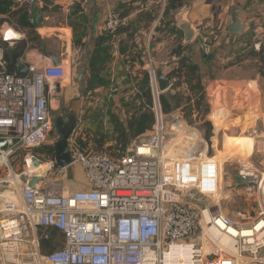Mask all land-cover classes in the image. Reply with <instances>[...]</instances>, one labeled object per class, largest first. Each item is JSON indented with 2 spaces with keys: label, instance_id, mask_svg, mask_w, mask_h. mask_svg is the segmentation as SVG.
<instances>
[{
  "label": "built area",
  "instance_id": "2783aa9c",
  "mask_svg": "<svg viewBox=\"0 0 264 264\" xmlns=\"http://www.w3.org/2000/svg\"><path fill=\"white\" fill-rule=\"evenodd\" d=\"M89 1L67 0L64 9ZM21 3L32 12L37 0ZM122 23L120 12L112 9L106 30L118 38ZM4 29L0 27V171L11 177L17 174L12 162L18 154L46 144L53 130L55 82L64 81L67 70L51 62L42 68L29 65L24 77L9 72L1 41L13 46L17 38L9 39ZM262 45L264 34L255 48ZM156 73L152 65L148 76L154 125L131 147L110 153L71 144L73 164L84 174L79 187L63 188L67 167L59 166V178L48 181L34 172L33 157L42 164L40 158H26V170L17 174L15 184L20 204L6 203L0 210V264H264V141L239 166L236 173L243 182L233 177L236 186L256 195L258 215L236 222L220 201L222 163L169 155ZM170 79L171 89L177 78ZM52 169L53 164L47 172ZM34 175L41 179L31 187ZM5 183L11 181L4 180L2 187ZM54 230L63 234L62 246L43 253L41 236L50 239Z\"/></svg>",
  "mask_w": 264,
  "mask_h": 264
},
{
  "label": "crops",
  "instance_id": "0c3cea01",
  "mask_svg": "<svg viewBox=\"0 0 264 264\" xmlns=\"http://www.w3.org/2000/svg\"><path fill=\"white\" fill-rule=\"evenodd\" d=\"M168 4L169 0H90L86 5H77L67 11L64 9L67 0H37L44 20L34 31L44 44L31 45L21 58L28 65L42 68L51 63L43 54L49 51L57 55L65 67L69 62V82L55 83H60L57 95L63 96L64 103L73 107L78 117L71 144L76 142V138L84 140L87 149L114 153L118 148H124L118 141L119 134L127 130L135 107H140V100L135 96L142 95L139 88L145 74L153 65L168 76L178 64V57L171 54L169 43L178 37H183L184 43V33L176 23V16L180 12L175 8L167 10ZM190 4L186 17L196 28V34L203 32L221 46L209 60L206 59V67L191 58L200 65L205 91L214 89L219 80L214 75L220 73L221 68L224 79L250 61L260 65V70L264 72V45L260 49L255 48L259 37L264 34V0H194ZM235 5L241 21L249 23L242 34L226 31L232 21L231 11ZM112 9L122 14L123 23L118 38L106 30L107 17ZM26 38L27 34L23 33L19 39ZM51 43L54 47L50 46ZM166 52L169 60L162 58ZM235 55L240 56L239 62L232 65L226 63ZM205 68H210L208 76L204 75ZM260 70L240 75L239 79L249 81L247 87L252 84L264 99V74ZM234 77L235 80L238 78ZM181 90L189 93L185 84L166 92L174 94ZM246 105L244 102L243 106ZM215 107L212 116L217 131L227 120L224 108L219 105ZM250 109L252 111L249 110V113L252 116L256 114V120L264 125L262 106ZM247 115L243 114V124L251 127L255 119ZM137 137L131 139L124 149L131 147ZM224 141L233 148L236 147L234 143L238 142L242 149H251V152L257 146L256 139L250 135H227ZM15 178L12 180L16 181Z\"/></svg>",
  "mask_w": 264,
  "mask_h": 264
},
{
  "label": "rangeland",
  "instance_id": "374dc122",
  "mask_svg": "<svg viewBox=\"0 0 264 264\" xmlns=\"http://www.w3.org/2000/svg\"><path fill=\"white\" fill-rule=\"evenodd\" d=\"M191 1L194 0H184V6L180 9H177L178 13L187 5H189L190 7ZM19 7H21V5L16 6V8H14L7 15L0 14V21L5 18L7 19V21L1 26L11 27L21 34L26 33L28 37H34L36 35L35 31L30 27H24L23 25H21L20 17L18 15H15L16 11L20 9ZM172 17L174 16L172 15ZM182 40L183 37H178L173 42H170L169 49L172 51L179 45V43L182 42ZM35 42L38 44H44L39 41ZM215 42L216 41L213 37L210 38L208 37V35L201 32V34H196V36L190 42H185L184 40V43H182L186 45L188 44V49L185 51V55L189 59L194 58L198 60L199 62H201L202 66L206 67V56L212 55L213 52L215 54V52L219 51V48H221V46L216 45ZM52 43L50 44V46L54 47ZM47 45H49V43ZM12 47L13 46H10V48ZM239 57V55H235L231 61L226 63L232 65L233 62H239ZM162 58L164 60H169L170 58L168 52L163 53ZM68 65L69 62L66 63L67 76L64 79L65 81H62L66 83L69 82L70 76ZM259 67L260 65L257 66L255 62L250 61L242 67L234 70L235 72H232L229 77H226V79H224V71L221 68L220 73L218 72L214 75V78L219 79L215 83L214 89H212L210 92L208 90L205 91V100L203 105L201 106V109L199 111L194 110L190 118L185 117V111L183 109H174L171 112H165L168 140L167 149L169 151V155L178 157L198 156L215 158L219 160L222 163L223 167V181L220 193V201L223 206V210L234 221L242 223L252 221L258 215L259 206L254 192L248 191L244 186H236L234 184L236 182L233 177L241 163L248 160L247 157L248 155H251L252 152L251 149H242L241 145H237L238 142L234 143L236 147L233 148L232 145L226 144L229 142H225L224 139L227 135H250L256 139V150L258 151L261 148L262 142L264 141V125L260 120H256V114L252 116L249 113V110H251L250 108L253 109L254 107L257 108L260 106H262V109H264V99L261 97L257 89L253 88L252 84L251 87H247L249 85V81H241V79H239L240 75L243 76V74L245 73L250 74L252 73V71L254 72L256 70H260ZM205 69L206 72L204 75L208 76L210 68ZM234 76L238 78H236L235 80ZM164 93L167 92L165 91ZM244 102L245 104H247L246 106H243ZM211 104L213 107H211ZM52 105V117L56 114H60L62 116L69 113H75V109L73 107H71L69 104L64 103L62 95H55L53 97ZM215 105H219V107L224 108L223 111L225 112V118L227 121L225 120L226 123L221 122L222 124H225L217 131L216 128H214L213 146L211 149H209L208 142L205 139L207 129L206 122L210 119H212L213 122L215 121L214 117L212 116V110L216 108ZM247 113L248 115L246 117L249 116L251 119H255L251 127L243 124V114ZM54 127L55 126L53 124V130L48 136L46 144L30 150L25 149L16 156V160L12 162L15 173L21 174L25 172L26 167L24 165L26 162V158L31 154L38 156L43 162L41 165V170L44 171L46 180L55 181L59 178L58 173H56V170L58 168V166L56 165V160L52 159L49 155L46 154L48 147L55 146L59 138L54 131ZM73 138L74 136H72L71 140H73ZM75 141L78 142V144L82 148L87 147L84 140H76L75 138ZM255 154V157L259 156L258 152ZM52 164V171L47 172ZM8 172L9 171L6 170L0 171V210L3 209L4 206H9L10 204L14 203V201L18 205L20 204L19 187V190H17L16 186L12 183H5V187H2V183H4V180L11 179V177L7 176ZM83 181L84 174L82 172V168L78 163H75L67 167L66 174L62 178L61 182L64 189H73L75 187H79ZM2 192H6V194H8L6 196H2Z\"/></svg>",
  "mask_w": 264,
  "mask_h": 264
},
{
  "label": "trees",
  "instance_id": "16d2710c",
  "mask_svg": "<svg viewBox=\"0 0 264 264\" xmlns=\"http://www.w3.org/2000/svg\"><path fill=\"white\" fill-rule=\"evenodd\" d=\"M19 5H21V7H19L20 9H18V11H16L15 15H18L20 17V24L24 27H30L35 30V27L30 22V12L25 8V6L22 5L21 1L0 0V14L7 15L14 8H16V6ZM183 6L184 0H169L167 10L169 8L180 9ZM6 21V18L0 21V26ZM118 32L120 33V29ZM35 41L41 42L39 35H35L34 37H28L26 39H17L16 43L12 48H10L8 43L1 41V44L5 47L6 56L9 60V72L14 73L16 70L15 65H13L11 62V53L16 52L17 54L22 56L31 45H40ZM187 49L188 44L186 45L181 42L176 48L171 51L172 55L178 57V64L169 72L168 76L169 78H177V82L173 84V89H177L183 84H185L187 85L189 93L185 94L182 91H177L174 94L162 93L160 95V99L164 112H171L174 109H183L185 111V117L190 118V116L193 114V111H199L204 103L205 87L202 83L200 65L194 62L191 58L189 59L185 55V51ZM260 72L262 75L264 74L262 69L260 70ZM139 89L141 90L142 95L137 94L135 98L140 100V107H135L136 110L129 119L127 130H123L119 134L118 141L124 148H126L128 142L131 139L136 138L137 136L142 135L148 130H150L155 122L154 112L150 108L153 103V97L149 86L148 72L145 74L143 82L141 83ZM130 104L131 103H127V105ZM46 154L49 155L52 159H55V146L48 147ZM56 165L59 167L58 164ZM63 238V234L57 230H54L52 232V236L50 239H45L43 236H41L42 252L48 253L58 249L62 246Z\"/></svg>",
  "mask_w": 264,
  "mask_h": 264
},
{
  "label": "water",
  "instance_id": "95a60500",
  "mask_svg": "<svg viewBox=\"0 0 264 264\" xmlns=\"http://www.w3.org/2000/svg\"><path fill=\"white\" fill-rule=\"evenodd\" d=\"M190 11L189 5H187L184 9L180 11V13L176 16L177 26L184 33L185 42H190L196 36V28L193 26L192 22L186 17L187 13ZM232 21L226 27V31L234 34H242L244 29L248 27V22L241 21V17L239 15V11L237 6L235 5L231 11ZM44 20V15L41 12L39 6L34 4L33 10L30 15V22L34 27H38ZM20 38V37H18ZM17 38V39H18ZM43 54L51 60L53 64H61V59L52 52L44 51ZM211 56V55H210ZM210 56H206V59H210ZM11 62L15 65L16 70L15 74L17 76L24 77L29 73V65L22 60L21 56L16 52L11 53ZM157 81L159 83L160 90L164 93L169 90L171 87V79L162 71L157 70ZM58 88L60 87V83H57ZM78 126V117L76 113H71L69 116L64 119L63 116H59L55 120V131L58 135V141L55 145V160L56 163L60 167H68L74 163L75 159L73 156L72 148H71V138ZM206 136L205 139L208 142L209 149L213 146V138H214V122L212 119L206 122ZM133 151L130 150L129 154H132ZM34 165L39 166L40 161L33 157ZM235 178L239 183L243 182V178L237 173L234 174ZM41 179L40 176L34 175L32 176L29 185L31 187H35L37 181Z\"/></svg>",
  "mask_w": 264,
  "mask_h": 264
},
{
  "label": "bare ground",
  "instance_id": "6f19581e",
  "mask_svg": "<svg viewBox=\"0 0 264 264\" xmlns=\"http://www.w3.org/2000/svg\"><path fill=\"white\" fill-rule=\"evenodd\" d=\"M4 33L6 34V36L9 38V39H14V38H18V37H20V35H19V33H17L13 28H11V27H5V29H4ZM256 150V146H254L253 147V151H252V153H251V155L249 156V158L253 155V153H254V151ZM249 158H248V160H249ZM247 160V161H248ZM247 161H245V162H247ZM41 165L42 164H40L39 166H36L34 169H35V171H36V173H38L39 175H43L44 174V171L43 170H41ZM14 176L15 177H19L17 174H13L12 176H11V179H10V181H11V183H13L14 185L17 183L16 181H13L12 179L14 178ZM17 178H15L16 180H17ZM16 188H17V190H19V188H18V186H16Z\"/></svg>",
  "mask_w": 264,
  "mask_h": 264
},
{
  "label": "flooded vegetation",
  "instance_id": "af4514ba",
  "mask_svg": "<svg viewBox=\"0 0 264 264\" xmlns=\"http://www.w3.org/2000/svg\"><path fill=\"white\" fill-rule=\"evenodd\" d=\"M71 113H69V114H66V115H62L63 117H64V119H66V117L67 116H69ZM59 116H61L60 114H56L55 116H53L52 118H53V124H54V126H55V120H56V118H58ZM55 128V127H54ZM54 131H55V129H54ZM55 133H56V131H55ZM57 134V133H56Z\"/></svg>",
  "mask_w": 264,
  "mask_h": 264
}]
</instances>
